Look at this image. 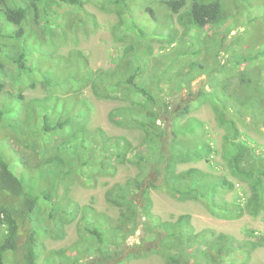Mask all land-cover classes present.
I'll return each mask as SVG.
<instances>
[{
  "label": "trees",
  "instance_id": "trees-1",
  "mask_svg": "<svg viewBox=\"0 0 264 264\" xmlns=\"http://www.w3.org/2000/svg\"><path fill=\"white\" fill-rule=\"evenodd\" d=\"M11 1L12 5L8 0H0V13L3 17L0 25H6L10 30L9 33L0 35L22 41V45L20 50L10 53L0 42V84L7 76L6 63H10L15 66L14 78L27 81L31 75L34 79L32 86L40 78L47 91L43 98L32 102L23 100L21 93H14L13 97L7 98L0 95V128L14 126L19 134L28 137L23 142L28 149L35 151L39 144L45 147V151L43 156L33 155L32 161L25 152L12 149L16 152L12 158L4 153L9 136H0V145L4 146L3 151L0 149V224L5 231L0 234V264H6L7 251H10L8 261L12 264H56L54 255H46L44 238L61 237L67 223L75 219H78L80 239L83 237L80 242L82 248H90L89 257L83 262L76 260V264H121L122 251L117 244L123 236L124 222L135 227L142 223L144 234L134 245V255L160 249L168 264H191L190 253L196 256L194 264H216L215 255L207 251L226 244L243 249L250 255L254 243H243L231 235L213 230L196 231L189 214H182L176 220H162L151 214L142 215L136 209V202L126 187L117 189L114 196H111V190L107 192L108 197L120 208L115 226L99 219L91 206H82L68 196L71 179L75 174L88 184L95 183L98 172L110 165L111 157L114 160L119 157L126 159L133 146L124 137L111 140L102 129L93 130L88 127L91 106L82 94V89L92 81L94 73L87 68L85 59L75 65V62H71L68 73L59 77L50 69L43 70L36 60L32 61L30 58L32 51H40L44 46L40 42H27V35L32 33L26 30L24 24L28 25L32 19L52 33L53 29L66 25L65 13L80 9L86 0H29L25 3L23 0ZM236 1L238 8L245 11L244 24H250L257 19L264 29V0ZM59 4L67 12L53 7ZM166 7L174 13L185 8L187 17L182 21L188 31L206 24L220 28L225 34L231 31L228 20L232 14L226 10L224 0H167ZM122 22L124 23V18ZM31 31L34 32L33 36H39H36V30ZM242 42V36H237L234 45L231 43L225 46V36L219 38V44L215 46V59L223 65L224 70L216 71H224L228 75L225 71L228 67L220 60L222 48L228 47L230 52L238 53L237 58H232L233 63L230 60L229 66L238 68L240 72L238 85L233 91L227 90L228 82L224 77L221 81L222 91L214 95L218 123L226 130L224 145L232 173L249 185L250 194L246 202L243 205L233 203L232 207L222 200L223 190L234 188V183L225 177L217 179L195 167L177 172L178 160L186 159L184 153L193 152L194 148H183L185 151L179 149L180 143L176 138L170 159L161 145L158 151L155 149L153 152V156H159V161L165 164L161 183L164 188L180 200L201 198L210 205L212 211L227 218L241 216L244 212L258 215L264 210V157L258 156L254 149L240 139L241 132L236 119L237 116L250 115L256 123L264 122V38L260 36L258 45L249 47H244ZM52 44L53 40L48 42V45ZM237 48L239 49L235 51ZM60 60L66 63L70 61L69 57L52 58L57 64ZM119 69L120 67L114 69L110 77L112 81L106 89L110 96L123 95L130 100L125 112L129 114L127 119L130 122L148 132L152 130L158 137L157 142H161L163 131L156 132L154 126L158 117H162L163 111L170 115L174 137L178 132L185 135L186 132L195 134L198 131L200 124L194 122L196 120H193L191 126L175 130L191 110L192 100L170 108L168 103L161 102V93L136 82L143 69L141 66H134L131 58L125 62L124 70ZM253 73L256 74L255 78L252 77ZM98 81L102 85L106 83V79L101 76ZM62 84H70L75 91L61 95L58 90H53L62 87ZM249 85L255 87L250 88ZM98 95L103 96L101 92ZM162 103L165 104L164 107ZM35 106H42L41 112H35ZM127 114H120L118 117L122 118ZM22 120L27 123L26 130L21 126ZM30 123L33 124L32 128L28 127ZM109 141L112 143L109 144ZM206 147L210 148L208 143L202 144L199 151L201 149V152L208 155ZM135 156L140 161H145L144 158L154 161L149 153H141L140 150L135 152ZM156 170L161 174V170ZM145 181H135L134 193L144 196L149 192L153 183L150 187H144ZM145 200L150 203V198L146 197ZM137 214L144 216V220L139 221ZM202 241H210V245L200 253L198 244ZM59 253L65 255V250L58 252V255ZM73 255L64 256L67 264H72L68 259Z\"/></svg>",
  "mask_w": 264,
  "mask_h": 264
},
{
  "label": "rangeland",
  "instance_id": "rangeland-1",
  "mask_svg": "<svg viewBox=\"0 0 264 264\" xmlns=\"http://www.w3.org/2000/svg\"><path fill=\"white\" fill-rule=\"evenodd\" d=\"M28 1L23 0V3ZM166 1L86 0L80 9L69 13L66 9H61L59 4L53 7L67 12L64 27H57L50 33L49 29H43L32 19L28 25L24 24L26 30L32 33V35H27V42H40L44 46V49L32 51L30 54L31 60H36L43 70L50 69L57 76L63 77L70 70L71 62H75L73 63L75 65L82 63L83 59L86 60L87 68L94 73L92 81L82 89V94L91 106L88 127L93 130L102 129L111 140L124 137V140L133 146L126 159L119 157L114 160L110 155V160H112L110 165L98 172L95 183L88 184L75 174L71 179L72 184L68 190V196L82 206H91L99 219H104L111 226H115L118 223L120 208L108 197L107 192L111 190V196H114L117 189L126 187L136 202L134 204L136 209L142 215L151 214L162 220H176L182 214H189L196 231L213 230L216 233L231 235L243 243L255 244L251 246L250 255L247 251L228 244L208 250L207 253L215 255L216 264H264V210L258 215L244 212L241 216L227 218L220 217L216 211H212L210 205L201 198L180 200L161 185L165 164L159 161V156H153L154 150L159 149L161 145L170 159L173 141L176 138L180 143L179 149L185 151L183 148H194L193 152L184 153L186 159L178 160L177 172L195 167L200 172L214 175L217 179L225 177L234 183V188L223 190L222 200L232 207L233 203L238 202L243 205L246 202L250 194L249 185L232 173L224 145L226 130L218 123L214 95L222 91L221 81L224 77L228 82L227 90L233 91L238 85L240 70L232 65L229 66L230 60L233 63L232 58H237L238 53L230 52L228 47L222 48L220 60L228 67L225 70L228 75H225L224 71L222 73L216 71L224 70V68L218 63V59H215L217 49L215 46L219 44L221 36H225V46L231 43L234 45L237 36H242L244 47L258 45L259 37L264 38V29L257 19L250 24H244L246 22L245 11L238 8L237 1L224 0L226 10L232 14L228 20V27L231 28L228 34L221 32L220 28L211 24L188 31L182 21L187 17L185 8L174 13L166 7ZM8 2L12 5L11 0ZM1 17L0 13V22ZM31 29L36 30L38 33L36 36H39L35 37V34L33 36L34 32ZM9 32L6 25H0L1 34ZM52 40L54 44L48 45V42ZM0 42L7 47L10 53L20 50L22 45V41H16L7 35H0ZM54 56L60 59L69 57L70 61L66 63L60 60L57 64L52 61ZM129 58L133 60L134 66H141L143 69L136 82L148 86L156 93H161V102L168 103L170 108H173L192 100L191 110L175 130L191 126L196 122L200 125L195 134L186 132L182 135L178 132V135L174 137L170 115L163 111L162 117H158L156 126H154L156 132L163 131L162 143L158 141V144V137L152 130L148 132L127 119L129 114L125 112L130 105V100L123 95H108L106 86H109V82L112 81L110 77L114 69L120 67V71L124 70L125 62ZM6 67L7 76L4 83L0 84L2 97H13L14 93H21L23 100L32 102L46 95L47 89L40 78L37 84L32 86L34 79L31 75L28 76L27 81H20L13 77L16 71L15 66L6 63ZM99 76L106 79L105 85L98 81ZM253 76L255 78L256 74L253 73ZM249 87L255 86L249 85ZM53 90H58L61 95L75 91L70 84H62V87ZM98 92H101L103 96L98 95ZM41 107L35 106V112H41ZM120 114L127 115L119 118ZM23 115H25L24 111ZM236 119L241 132L240 139L254 149L258 156L264 157V122L256 123L250 115L237 116ZM193 120L196 121L193 122ZM32 125L30 123L28 127L32 128ZM21 126L24 130L27 129V123L23 120ZM7 135L9 144L6 143L7 149L4 152L7 156L14 158L16 152L12 149L25 152L32 161H34L33 155L35 154L43 156L45 147L37 144L35 151L28 149L23 143L28 137L19 134L14 126L0 128V136ZM111 143L112 141H109V144ZM205 143L210 146V148L206 147L208 155L201 152V149L199 151L201 145ZM0 149L2 151L4 149L2 144ZM138 150L141 153H149L151 155L149 157H152L154 161L151 162V159L146 158H144L145 161H140L135 156ZM156 168L161 170V174L157 173ZM137 179L146 180L144 187H150L153 183L149 192L144 196L134 193ZM146 197L150 198V203L145 200ZM142 206L145 208L142 209ZM137 215H139L137 218L139 221L144 220V216ZM122 229L123 236L117 244L122 251L121 264H168L166 256L160 249L134 255L133 250H136L134 245L141 240L144 234L142 223H138L135 227V225L124 222ZM3 232L5 231L0 224V234ZM82 240L78 219H75L67 223L61 237L44 238L47 248L46 255H50L49 257L54 255L56 264H67L64 259L66 254H74L68 259L72 264H76L79 259L83 262L89 257L90 248H82L80 244ZM209 242L199 243L198 252L202 253L206 250L210 245ZM61 250H65V255L61 253L58 255ZM9 255L10 251H7L6 264H12L8 261ZM189 256L191 264H194L195 254L190 253Z\"/></svg>",
  "mask_w": 264,
  "mask_h": 264
}]
</instances>
